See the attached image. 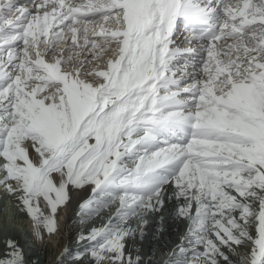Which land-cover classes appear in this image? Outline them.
Listing matches in <instances>:
<instances>
[{
	"label": "snow or ice",
	"instance_id": "6c2138e0",
	"mask_svg": "<svg viewBox=\"0 0 264 264\" xmlns=\"http://www.w3.org/2000/svg\"><path fill=\"white\" fill-rule=\"evenodd\" d=\"M85 187L75 264H151L168 203L163 264H264V0H0V190L43 244Z\"/></svg>",
	"mask_w": 264,
	"mask_h": 264
},
{
	"label": "bare ground",
	"instance_id": "6f19581e",
	"mask_svg": "<svg viewBox=\"0 0 264 264\" xmlns=\"http://www.w3.org/2000/svg\"><path fill=\"white\" fill-rule=\"evenodd\" d=\"M21 3H27V0H21ZM183 35L184 34H181L177 37L178 42L183 40ZM88 195L89 189L87 187L81 190H72L70 192L71 198L67 206L61 208L58 211L59 233L52 236H46L44 243L38 244L40 245L39 247L42 248L40 250L38 249V253L36 252L38 254L37 257L33 253L24 254L29 261L34 260L37 262V264H75L73 257L78 249L83 248V242L78 243L77 237L81 231H86L87 227L90 226L81 225L79 223L78 217L76 215L77 208L75 206H77L76 204L78 201L82 200ZM173 212V204L168 203L162 214L149 217L147 235L144 241L138 246L140 247L141 256H153L151 264H161L162 259L164 261L168 259V251L180 243V239L185 233L186 225L184 223L178 222L174 218ZM161 215L163 216V231L157 232L155 229L159 225ZM5 222H9L10 224ZM94 222L99 223L98 220ZM22 229L21 222H11L7 218V215H3V218L0 221V232L3 233L0 235L4 241L7 238H10L17 241L22 247V239L20 234ZM64 248L68 249L67 253L63 252ZM4 249L5 245L0 248V255L3 254ZM35 258H37V260ZM83 264H87V261H84Z\"/></svg>",
	"mask_w": 264,
	"mask_h": 264
},
{
	"label": "rangeland",
	"instance_id": "374dc122",
	"mask_svg": "<svg viewBox=\"0 0 264 264\" xmlns=\"http://www.w3.org/2000/svg\"><path fill=\"white\" fill-rule=\"evenodd\" d=\"M30 155H32L33 159H35V154L32 152V150H30ZM86 198L87 197H85L83 199H86ZM82 200H80V201H82ZM80 201H78V203L76 204L77 206H78ZM77 206H75V207L77 208ZM3 215H7V218L11 222H13V221L21 222L23 229H22L20 234H21V239H22V248L24 247V249H23L24 250V254H26V253H31L32 254L33 253L37 257L38 256L37 253L39 252V250L42 247H39L40 245H38V244L36 245V244L32 243L31 221L29 220V218L27 217V215L24 212L20 211L16 207V205H15L14 201L12 200V198L6 196L3 193V191L0 190V221L3 218ZM5 223L10 224L9 222H5ZM65 224H66V222H65ZM2 233L3 232H0V234H2ZM4 243H5V241L1 238V235H0V248L5 245ZM23 244H24V246H23ZM80 250H82V248L78 249L76 252H78ZM35 259L37 260V258H35ZM163 261L164 260L162 259V264H163Z\"/></svg>",
	"mask_w": 264,
	"mask_h": 264
}]
</instances>
